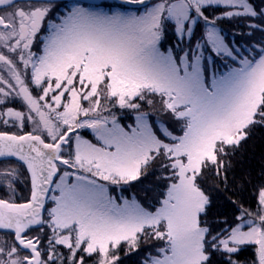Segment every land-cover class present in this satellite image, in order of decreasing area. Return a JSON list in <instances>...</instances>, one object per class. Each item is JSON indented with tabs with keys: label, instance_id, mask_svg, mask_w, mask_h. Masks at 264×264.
<instances>
[{
	"label": "snow or ice",
	"instance_id": "snow-or-ice-1",
	"mask_svg": "<svg viewBox=\"0 0 264 264\" xmlns=\"http://www.w3.org/2000/svg\"><path fill=\"white\" fill-rule=\"evenodd\" d=\"M256 128L264 0H0V264H264Z\"/></svg>",
	"mask_w": 264,
	"mask_h": 264
},
{
	"label": "trees",
	"instance_id": "trees-1",
	"mask_svg": "<svg viewBox=\"0 0 264 264\" xmlns=\"http://www.w3.org/2000/svg\"><path fill=\"white\" fill-rule=\"evenodd\" d=\"M259 2L260 0H256L257 4ZM233 164L237 175L242 171L250 172L254 178L259 175L261 167L264 166V128L253 130L250 138L242 143V147L233 158ZM128 264H131V261Z\"/></svg>",
	"mask_w": 264,
	"mask_h": 264
}]
</instances>
